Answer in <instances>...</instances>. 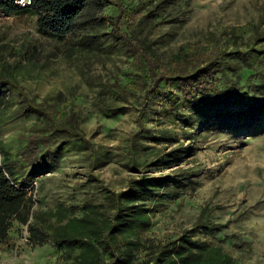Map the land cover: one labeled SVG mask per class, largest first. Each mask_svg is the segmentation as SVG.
I'll use <instances>...</instances> for the list:
<instances>
[{
    "label": "trees",
    "instance_id": "1",
    "mask_svg": "<svg viewBox=\"0 0 264 264\" xmlns=\"http://www.w3.org/2000/svg\"><path fill=\"white\" fill-rule=\"evenodd\" d=\"M124 1L32 0L21 8L16 0H0L1 15L30 14L40 31L79 36L70 56L127 55L123 77L99 90L100 111L118 116L120 108L111 102L136 99L141 105L138 129L126 150L128 169L134 174L127 188L113 191L103 186V202L86 198L40 216L35 212L37 193L34 196V187L29 190L33 181H41L72 149H89L92 142L81 131L80 112L72 99L58 93L39 102L22 84L18 62L0 60V245H12L14 235L27 225L28 244L51 243L60 252L55 264H238L223 245L197 237L222 230L223 225L212 220L208 204L191 228L173 238L143 237L141 232L151 227L153 207L162 203L166 190L173 186L175 193L190 178L180 169L173 176L152 173L181 166L194 155L193 144L205 132L250 131L264 125L263 21L210 32L203 42L168 50L164 36L153 35L159 24L153 19L178 9L176 0L140 1L130 7ZM106 4L114 5L116 12L103 14ZM168 89L175 92L160 115L178 124L180 135L144 124L151 100ZM20 120L32 123L17 136L2 138V128ZM179 136L191 144L184 146ZM150 142L170 148L164 152L144 146ZM143 152L155 158H143ZM90 176L102 182L95 174Z\"/></svg>",
    "mask_w": 264,
    "mask_h": 264
},
{
    "label": "rangeland",
    "instance_id": "2",
    "mask_svg": "<svg viewBox=\"0 0 264 264\" xmlns=\"http://www.w3.org/2000/svg\"><path fill=\"white\" fill-rule=\"evenodd\" d=\"M140 1L156 0L124 2L130 7ZM176 3L178 9L153 19L159 22L153 35L164 36L168 50L186 42H203L210 32L219 33L251 22L262 20L264 28V0H176ZM114 12V5L106 4L103 14ZM79 40V36L57 37L40 31L36 17L30 14H0V60L18 62L22 67V84L39 102L58 93L72 99L80 112L81 131L92 142L89 149H72L41 181H33L30 187H35L34 196L37 193L38 200L35 212L40 216L47 210L79 204L86 198L103 202V186L121 191L134 176L128 169L126 150L130 136L138 129L141 105L136 99L111 102L120 108V114L107 117L100 111L99 94L102 85L123 77L129 66L127 55L107 58L76 52L70 56L69 51ZM174 92L168 89L151 100L149 112L144 116L146 128L157 131L164 128L181 134L178 124L160 115ZM31 123L32 120H20L6 124L2 138L17 136ZM251 130L205 132L193 144L194 155L181 166L152 173L173 176L180 169L190 178L183 181L187 184L185 188L175 193L173 186L166 190L162 203L153 207L151 227L141 235L173 238L183 229L191 228L203 205L208 204L212 207V220L223 227L216 235L202 233L197 237L223 245L238 264H264V125ZM179 140L184 146L191 144L182 136ZM144 146L164 152L170 148L154 142ZM141 155L145 158L146 152ZM146 158L152 160L155 156ZM91 173L102 182L92 181ZM36 188L41 190L38 192ZM60 255L51 243L32 246L23 242L21 231L14 235L12 245H0V264H55Z\"/></svg>",
    "mask_w": 264,
    "mask_h": 264
},
{
    "label": "built area",
    "instance_id": "3",
    "mask_svg": "<svg viewBox=\"0 0 264 264\" xmlns=\"http://www.w3.org/2000/svg\"><path fill=\"white\" fill-rule=\"evenodd\" d=\"M32 0H16V4L20 6L21 8H26L31 4ZM34 187V186H33ZM31 187V188H33ZM35 189V187H34ZM22 234H21V239L23 242L28 243L29 241V233H28V228L27 225L22 227Z\"/></svg>",
    "mask_w": 264,
    "mask_h": 264
}]
</instances>
